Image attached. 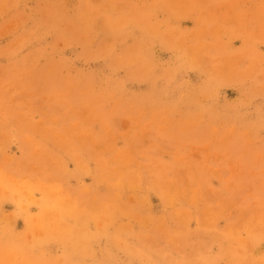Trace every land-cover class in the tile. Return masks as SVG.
Wrapping results in <instances>:
<instances>
[{
  "label": "rangeland",
  "instance_id": "374dc122",
  "mask_svg": "<svg viewBox=\"0 0 264 264\" xmlns=\"http://www.w3.org/2000/svg\"><path fill=\"white\" fill-rule=\"evenodd\" d=\"M0 264H264V0H0Z\"/></svg>",
  "mask_w": 264,
  "mask_h": 264
}]
</instances>
